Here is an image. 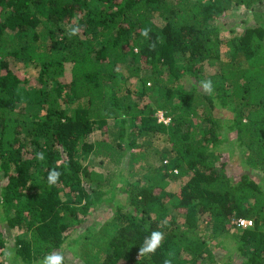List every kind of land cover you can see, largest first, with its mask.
<instances>
[{
	"label": "trees",
	"instance_id": "obj_1",
	"mask_svg": "<svg viewBox=\"0 0 264 264\" xmlns=\"http://www.w3.org/2000/svg\"><path fill=\"white\" fill-rule=\"evenodd\" d=\"M65 243L264 264V0H0V264Z\"/></svg>",
	"mask_w": 264,
	"mask_h": 264
},
{
	"label": "clouds",
	"instance_id": "obj_2",
	"mask_svg": "<svg viewBox=\"0 0 264 264\" xmlns=\"http://www.w3.org/2000/svg\"><path fill=\"white\" fill-rule=\"evenodd\" d=\"M76 29L72 30L71 34H75ZM203 87L205 89L210 90L211 89V82H206L203 84ZM40 159H43L42 154H38ZM58 176V173H52L50 176V181H55ZM163 238V233L154 231L151 234V237L148 238L145 242L144 247H142L139 251L141 255L147 254V253H154L156 248L159 246L161 240ZM63 257L59 254L52 255L49 257H46L45 260L43 261V264H62ZM167 264V261L165 262Z\"/></svg>",
	"mask_w": 264,
	"mask_h": 264
},
{
	"label": "rangeland",
	"instance_id": "obj_3",
	"mask_svg": "<svg viewBox=\"0 0 264 264\" xmlns=\"http://www.w3.org/2000/svg\"><path fill=\"white\" fill-rule=\"evenodd\" d=\"M244 12V11H246V10H241V12ZM238 13H240V12H238ZM253 18H254V16H253ZM251 18H249V20H250ZM208 67V66H207ZM211 67V66H210ZM210 67H208V68H210ZM166 119V118H165ZM95 133H94V137H95ZM99 159L100 158H98V159H94L93 160V162H95L94 164H93V167L96 169V170H98V171H101V170H103V171H106V170H108V168L109 167H111V165L107 162V161H105V162H102V163H98V161H99ZM103 210H104V208L103 209H100V211H96L95 213H93L92 215H87V220L90 222V224H93V226L94 227H98L100 224H101V222L99 221V219L101 220V221H103V218H104V213H103ZM87 220H85L84 221V223H83V225H85L86 223H87ZM77 232V231H76ZM76 232H74V233H76ZM13 242H14V240H13ZM72 248H70L69 247V243H65L61 248H59V249H57V251H56V254H61V255H63L65 258H69V259H71V258H74V257H77L78 259H75V260H77L79 263L81 262L80 261V258L78 257V256H76V254L74 255L73 254V252H72ZM12 251H14V248H10L9 247V250H8V252L10 253H12ZM74 256H73V255ZM4 259H6V256H4ZM9 262V261H8ZM8 262H6V264L8 263ZM81 264V263H80Z\"/></svg>",
	"mask_w": 264,
	"mask_h": 264
},
{
	"label": "built area",
	"instance_id": "obj_4",
	"mask_svg": "<svg viewBox=\"0 0 264 264\" xmlns=\"http://www.w3.org/2000/svg\"><path fill=\"white\" fill-rule=\"evenodd\" d=\"M160 118H163V117H160ZM164 120H165V118H164ZM232 221H233L232 223H234L240 227H247V226L252 225V223H253V219L251 217H243V216H239V217L233 219Z\"/></svg>",
	"mask_w": 264,
	"mask_h": 264
}]
</instances>
